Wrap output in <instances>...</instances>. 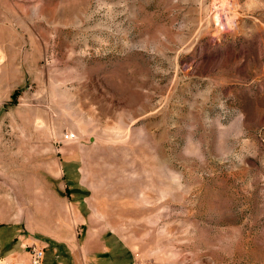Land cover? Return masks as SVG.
<instances>
[{"label":"rangeland","instance_id":"rangeland-1","mask_svg":"<svg viewBox=\"0 0 264 264\" xmlns=\"http://www.w3.org/2000/svg\"><path fill=\"white\" fill-rule=\"evenodd\" d=\"M0 221L264 264V0H0Z\"/></svg>","mask_w":264,"mask_h":264},{"label":"crops","instance_id":"crops-1","mask_svg":"<svg viewBox=\"0 0 264 264\" xmlns=\"http://www.w3.org/2000/svg\"><path fill=\"white\" fill-rule=\"evenodd\" d=\"M19 224L0 221V264L6 261L17 263L28 253L27 248L33 245L44 248L43 264H77L75 259L70 261L65 257L64 252L68 251L69 256L72 257L74 250H77V246L72 249L67 244L70 243V240L65 237L37 240ZM102 236L101 239H97L88 234L81 242L80 251H78L79 257L83 259V264H129L130 252L125 245H120L118 239L113 235L106 238Z\"/></svg>","mask_w":264,"mask_h":264},{"label":"built area","instance_id":"built-area-1","mask_svg":"<svg viewBox=\"0 0 264 264\" xmlns=\"http://www.w3.org/2000/svg\"><path fill=\"white\" fill-rule=\"evenodd\" d=\"M44 256H45L44 248H40L36 245H33L31 250L32 264H42Z\"/></svg>","mask_w":264,"mask_h":264}]
</instances>
